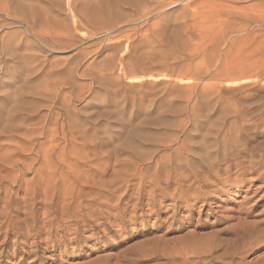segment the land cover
<instances>
[{
  "label": "rangeland",
  "instance_id": "1",
  "mask_svg": "<svg viewBox=\"0 0 264 264\" xmlns=\"http://www.w3.org/2000/svg\"><path fill=\"white\" fill-rule=\"evenodd\" d=\"M1 129L0 166L25 161L0 169V264H264L248 163L195 197L172 179L264 156V0H0Z\"/></svg>",
  "mask_w": 264,
  "mask_h": 264
},
{
  "label": "bare ground",
  "instance_id": "2",
  "mask_svg": "<svg viewBox=\"0 0 264 264\" xmlns=\"http://www.w3.org/2000/svg\"><path fill=\"white\" fill-rule=\"evenodd\" d=\"M3 131H4V129H1V131H0V134H2L3 133ZM107 142V141H106ZM229 143V142H228ZM239 144V143H238ZM235 145V144H234ZM87 148V147H86ZM85 148V149H86ZM223 150L221 151V152H219L217 149L218 148H216L215 150H217L216 152L214 151V153H210V152H207L206 153V151L204 152V156H197V157H194V158H196V159H193V158H191V159H186L185 158V160H188V162H186L185 164V168L183 169V173H181V170L179 171L180 173H181V175L179 174V175H176V176H174L173 178L172 177H170V176H166L165 174H164V176H166V178H165V180H166V182L168 183L169 181H172V180H170L171 178L175 181V183H177V186H178V194H180V196L182 195L181 193H186V195H188V193L190 192V194L192 193V197L194 196L195 197V195L196 194H198L199 192H200V190L202 189L203 190V188H205L206 186H207V183L209 184V182L211 183V181H209V179H211V180H215V179H219V177H220V175L221 174H223V173H227V172H229L233 167H238V166H242L243 167V164L245 165L246 163H248V166L247 167H249V168H251V169H253V171H254V174H258V176H259V180H262L263 178H264V156L263 157H261L260 159L258 158V159H255L253 156H247V157H244L243 156V158H244V162L242 161L243 160V158H240L239 156H241V155H244V154H238L237 152L236 153H234L233 151H231V152H229L228 153V150L226 151V144L225 145H223ZM229 148H231V147H229ZM229 148H227V149H229ZM237 149V148H236ZM240 150V149H239ZM246 150V149H245ZM247 152V151H246ZM201 155V154H200ZM12 156H14L16 159H15V161H13L12 163H6V161L4 162L5 163V166H7V164L9 165V169H7V168H4L5 166H0V169L1 170H6V171H8V170H10V168H11V170L12 169H14V168H16L17 166H18V163H19V160L21 161V160H24V159H21L22 158V156L21 155H12ZM10 157V156H9ZM180 157V156H179ZM190 157H192V156H190ZM240 159H242V160H240L239 161V158ZM28 158V157H27ZM39 157H37L36 159H35V157H34V160L32 159V161H34V162H37L39 159H38ZM42 158V157H41ZM171 158V157H170ZM170 158H169V160L168 161H166L165 162V160H164V170H166L167 171V173H168V171H170L169 172V174L171 173V170H177L178 168H179V162H178V158L177 157H175L176 158V160L175 161H173L174 160V158H171V160H170ZM181 158V157H180ZM10 159V158H9ZM98 159V158H97ZM107 159V158H106ZM0 160L2 161V158H0ZM12 160V159H11ZM94 160V159H93ZM179 160H181V159H179ZM0 161V162H1ZM25 161V160H24ZM23 161V162H24ZM40 161V160H39ZM41 161H42V159H41ZM40 161V162H41ZM107 161V160H106ZM182 161V160H181ZM181 161H180V163H181ZM193 161H196L195 163L193 162ZM242 161V162H241ZM3 162V161H2ZM1 162V163H2ZM8 162V161H7ZM178 162V163H177ZM190 162V163H189ZM1 163H0V165H1ZM22 163V162H21ZM162 163V162H161ZM3 164V163H2ZM178 164V165H177ZM196 165L197 167H194V165ZM4 165V164H3ZM183 165V164H182ZM58 166V165H57ZM62 167V166H61ZM137 167V166H136ZM178 167V168H177ZM183 166H181L180 168H182ZM193 167L195 168V169H193ZM25 168V167H24ZM245 168V167H244ZM243 168V169H244ZM17 169V168H16ZM163 169H158V170H163ZM240 169V168H239ZM128 171V170H127ZM137 171V170H136ZM156 171V170H155ZM172 171V172H173ZM177 171V172H178ZM10 172H12V171H10ZM15 172V171H14ZM17 172V171H16ZM161 172V171H160ZM178 172V173H179ZM8 172H6V174H7ZM175 173H176V171H175ZM13 174V173H12ZM161 174V173H160ZM171 174H173V173H171ZM5 175V174H4ZM8 175V177H9V174H7ZM7 175L5 176L6 178H7ZM40 175V174H39ZM38 175V176H39ZM63 175V174H62ZM71 175V174H70ZM158 175V174H157ZM174 175V174H173ZM10 176H11V174H10ZM66 176H68V175H66ZM65 176V177H66ZM162 177H163V174L161 175ZM15 177V176H14ZM64 177V176H63ZM157 176L155 175V177H153L154 179L156 178ZM10 178V177H9ZM39 178V177H38ZM73 178V177H72ZM157 178H159V177H157ZM8 179V178H7ZM15 179V178H14ZM12 180V181H15V180ZM21 179V178H20ZM18 180V179H16V181H15V183H21V180ZM36 179V178H35ZM75 179V178H74ZM22 180H23V178H22ZM38 180V179H37ZM80 180V179H79ZM164 180V181H165ZM1 181H2V179H1ZM24 181V180H23ZM35 181V180H34ZM33 181V182H34ZM40 181V180H39ZM64 181V180H63ZM161 181H163V180H161ZM161 181H160V183H161ZM173 181V182H174ZM209 181V182H208ZM165 182V183H166ZM1 183V182H0ZM26 183V182H25ZM36 183V182H35ZM43 183V182H42ZM156 183H157V181H156ZM45 184V183H44ZM86 184V183H85ZM158 184H159V182H158ZM173 184V183H172ZM172 184H170V185H172ZM194 184H197V187H195L194 186V188L195 189H191V185H194ZM21 185V184H20ZM174 185V184H173ZM211 185V184H210ZM2 186V185H1ZM12 187V186H11ZM19 187V186H18ZM28 187V186H27ZM35 187V186H34ZM94 188V187H93ZM107 188V190L109 191V193H110V191H111V189L109 190V188L108 187H106ZM105 188V189H106ZM193 188V187H192ZM1 189V188H0ZM30 189V188H29ZM41 189V188H40ZM74 189V188H73ZM82 189V188H81ZM92 189V188H91ZM2 190V189H1ZM104 190V189H103ZM176 190V189H175ZM28 191H30V190H28ZM27 190H26V192H28ZM35 191H37V190H34V192ZM39 191V190H38ZM47 191V190H46ZM74 191V190H73ZM90 191V190H89ZM93 191H94V189H93ZM92 191V192H93ZM101 191H102V189H101ZM105 191V190H104ZM5 192V191H4ZM32 192V191H31ZM40 192V191H39ZM48 192V191H47ZM46 192V193H47ZM68 192V191H67ZM67 192H66V194H67ZM82 192V191H81ZM13 193V192H12ZM37 194H38V192H36ZM52 193V192H51ZM59 193V192H58ZM79 193V194H78ZM78 193H76V195L78 194V198L76 197V199H74L72 196V194H71V192H70V194L72 195V196H70V194H69V198L68 199H70L71 197V201H69V202H67L66 204H67V207H72L73 206V211L72 212H74V215L76 214V217H80V216H77V215H79L80 214V212H82L81 210L84 208L85 210H86V208L83 206V204L86 202L85 200V198H83V196H81V195H83V193L81 194L80 193V191L78 192ZM99 193H101L100 191H99ZM108 193V192H107ZM7 194V193H6ZM26 194V196H29L27 193H25ZM29 194H30V196H32V195H34V193H32V195H31V193L29 192ZM63 194V193H62ZM65 194V193H64ZM81 194V195H80ZM102 194V193H101ZM105 194V193H104ZM177 194V193H176ZM175 194V195H176ZM177 194V195H178ZM190 194H189V196H190ZM10 195V194H9ZM39 195V194H38ZM40 195H41V193H40ZM44 195V194H43ZM42 195V196H43ZM51 195V194H50ZM98 195V194H97ZM8 196V195H7ZM58 196V195H57ZM185 196V195H184ZM3 197H4V195H3ZM35 197V196H34ZM34 197H32V199H31V201H32V203H33V201L35 200L34 199ZM39 197V196H38ZM41 197V196H40ZM45 197H47V194L45 195ZM64 197H67V195L66 196H64ZM27 198V197H26ZM28 198H31V197H28ZM27 198V199H28ZM49 198V197H48ZM79 198H83V199H85V200H83V201H80V199ZM191 198V197H190ZM1 199V198H0ZM34 199V200H33ZM43 199V198H42ZM66 199V198H65ZM7 200V199H6ZM30 200V199H29ZM186 200V199H185ZM52 201V200H51ZM66 201V200H65ZM21 202V201H20ZM30 202V201H29ZM37 202V201H36ZM43 202V201H42ZM45 203H46V201H44ZM54 202V201H53ZM37 203H39V202H37ZM36 203V204H37ZM92 203V202H91ZM90 203V205H92ZM7 204H9V203H7ZM7 204L5 205V207L7 206ZM25 204H26V202H25ZM28 204V203H27ZM26 204V205H27ZM47 204V205H46ZM45 204V208L47 207H49V204H48V202ZM10 205V204H9ZM8 205V206H9ZM22 205V204H21ZM29 205V204H28ZM33 205V204H32ZM39 205V204H38ZM42 205H43V203H42ZM69 205V206H68ZM85 205V204H84ZM90 205H88V206H90ZM30 206V205H29ZM28 206V207H29ZM36 206V205H35ZM44 206V205H43ZM50 206H51V208H53L52 207V202H51V204H50ZM88 206H87V204H86V207H87V209H88ZM12 207H14V208H16L15 206H12ZM11 207V208H12ZM19 207V206H18ZM54 207H55V205H54ZM67 207L66 208H64V206L62 207V209H61V213L59 214V215H63L62 214V212L64 213V211H65V209H67ZM83 207V208H82ZM14 208H13V210H14ZM24 208H25V212H27L26 210V207L24 206ZM32 208V207H31ZM30 208V209H31ZM41 208V207H40ZM39 207H38V209H40ZM50 208V209H51ZM59 208V207H58ZM58 208H55V209H58ZM1 209V208H0ZM7 209H10L9 207L7 208ZM17 209V208H16ZM3 210V209H2ZM6 210V209H5ZM17 210H19V209H17ZM16 210V211H17ZM32 210V209H31ZM43 210H45V209H43ZM42 210V211H43ZM48 210V209H47ZM9 211V210H8ZM16 211H15V214H16ZM34 211V210H33ZM36 211V210H35ZM4 212V211H3ZM2 212V214H4L5 215V213H3ZM18 212V211H17ZM58 211L56 210V213H57ZM84 212V211H83ZM11 213H12V211H11ZM21 213V212H20ZM27 213H29L30 214V211L29 212H27ZM26 213V214H27ZM36 213V212H35ZM49 213H51V212H49ZM69 213V212H68ZM2 214H0V215H2ZM10 214V213H9ZM24 214V213H23ZM46 214V213H45ZM44 213H42V215L44 216L45 215ZM65 214V213H64ZM70 214H71V212H70ZM3 215V216H4ZM6 215H7V210H6ZM14 215V214H13ZM50 215V214H49ZM58 215V216H59ZM67 215V214H66ZM69 215V214H68ZM71 215H73V214H71ZM73 215V216H74ZM8 217H9V215H7ZM12 216V215H11ZM10 216V217H11ZM24 216V215H23ZM32 216V217H31ZM30 217L31 218H33V213H32V215H31ZM35 216V215H34ZM57 215L55 214V217H56ZM7 217V218H8ZM15 217H19L18 215L17 216H15ZM27 217V215H25V218L24 219H22V220H20V223L21 222H24L26 219H28L29 220V218H26ZM39 217V216H38ZM45 217H49L48 216V213H47V216H45ZM60 217H62V216H60ZM72 217V216H71ZM83 217H84V214H83ZM7 218H5V219H7ZM13 218V217H12ZM85 218V217H84ZM5 219H4V221H3V223H5ZM19 219H20V217H19ZM46 219V218H45ZM49 219V218H48ZM75 219V218H74ZM80 219V218H79ZM12 220V219H11ZM32 220V219H31ZM41 220V219H40ZM55 220V219H54ZM57 220V219H56ZM78 219H76V221H77ZM82 220H84V219H82ZM9 221H10V219H9ZM9 221L6 223L7 225H10V223H9ZM14 221H15V219H14ZM19 221V220H18ZM33 221V220H32ZM43 221H45V220H43ZM50 221V220H49ZM52 221V220H51ZM71 221H73V220H71ZM12 222V221H11ZM16 223H17V219H16V221H15ZM54 222V221H53ZM77 222H79V221H77ZM76 222V223H77ZM2 223V222H1ZM0 223V225H2ZM13 223V222H12ZM31 223V222H30ZM33 223V225H34V221L32 222ZM5 224V225H6ZM18 224H19V222H18ZM17 224V225H18ZM26 224H28V221H27V223ZM25 224V225H26ZM45 224V223H44ZM6 225V226H7ZM13 225V228L14 227H16V226H14L15 224L13 223L12 224ZM23 225V224H22ZM39 225V224H38ZM51 225V224H50ZM30 226H32V224H30ZM35 226H36V224H35ZM40 226V225H39ZM52 226V225H51ZM22 227V226H21ZM19 228V226L17 227V229L19 228V229H22V228ZM1 228V227H0ZM8 228V227H7ZM31 228V230H32V227H30ZM34 228V227H33ZM28 228H26V230H27ZM39 229V228H38ZM15 230V229H14ZM27 231H29V229L27 230ZM244 231V230H243ZM8 232V231H7ZM6 232V233H7ZM12 232V231H11ZM15 232V231H14ZM21 232H22V230H21ZM31 232V231H30ZM39 232V231H38ZM240 232V231H239ZM252 232V231H251ZM23 233H24V231H23ZM27 233V232H26ZM25 233V234H26ZM248 233H249V231L248 232H243V234H241V235H243V236H246V237H249V236H251V235H249L248 236ZM253 233V232H252ZM20 234V233H19ZM29 234V233H28ZM254 234V233H253ZM27 235V234H26ZM26 235H24V236H26ZM23 236V235H22ZM243 236H242V238H243ZM241 237V236H240ZM242 240V239H241ZM245 240H247L246 238H245ZM244 240V241H245ZM246 242V241H245ZM248 242V241H247ZM250 242V241H249ZM245 244V243H244ZM247 245V244H246Z\"/></svg>",
  "mask_w": 264,
  "mask_h": 264
}]
</instances>
